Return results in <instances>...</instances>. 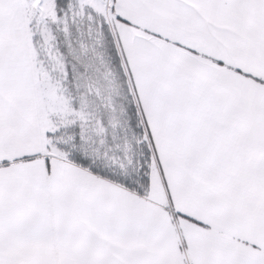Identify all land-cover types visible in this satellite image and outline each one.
Wrapping results in <instances>:
<instances>
[{
	"label": "snow or ice",
	"instance_id": "obj_1",
	"mask_svg": "<svg viewBox=\"0 0 264 264\" xmlns=\"http://www.w3.org/2000/svg\"><path fill=\"white\" fill-rule=\"evenodd\" d=\"M0 264H264V0H0Z\"/></svg>",
	"mask_w": 264,
	"mask_h": 264
},
{
	"label": "rangeland",
	"instance_id": "obj_2",
	"mask_svg": "<svg viewBox=\"0 0 264 264\" xmlns=\"http://www.w3.org/2000/svg\"><path fill=\"white\" fill-rule=\"evenodd\" d=\"M78 24H83L86 28L83 21H79ZM73 39L75 43L70 44L68 55L84 65L89 74L84 77L77 75L73 82L65 83V61L58 58L59 53H52L50 78L53 87L63 88L64 93L68 94L66 97L68 101H78L85 108L91 109L90 114L95 113L100 106L111 109L114 98L119 95L120 85L115 79V71L110 62L104 58L102 36L90 35V38L83 40L78 37ZM73 89H82V91H79L78 95H70ZM112 118L116 119L114 115ZM99 123L97 119V124Z\"/></svg>",
	"mask_w": 264,
	"mask_h": 264
},
{
	"label": "crops",
	"instance_id": "obj_3",
	"mask_svg": "<svg viewBox=\"0 0 264 264\" xmlns=\"http://www.w3.org/2000/svg\"><path fill=\"white\" fill-rule=\"evenodd\" d=\"M36 2L38 3V2H39V0H36Z\"/></svg>",
	"mask_w": 264,
	"mask_h": 264
}]
</instances>
